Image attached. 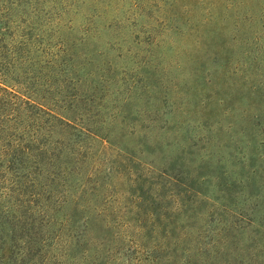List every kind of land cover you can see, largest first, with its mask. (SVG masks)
Returning a JSON list of instances; mask_svg holds the SVG:
<instances>
[{
	"label": "rangeland",
	"instance_id": "rangeland-1",
	"mask_svg": "<svg viewBox=\"0 0 264 264\" xmlns=\"http://www.w3.org/2000/svg\"><path fill=\"white\" fill-rule=\"evenodd\" d=\"M0 81V210L47 225L0 264H183L241 224L209 196L264 174V0H0Z\"/></svg>",
	"mask_w": 264,
	"mask_h": 264
},
{
	"label": "trees",
	"instance_id": "trees-1",
	"mask_svg": "<svg viewBox=\"0 0 264 264\" xmlns=\"http://www.w3.org/2000/svg\"><path fill=\"white\" fill-rule=\"evenodd\" d=\"M2 81H0V87L6 90L7 87L1 86L2 83L6 84ZM259 105L261 111L257 116V126L258 128L262 126V131H264V100H261ZM244 144L245 147H249L251 140H246ZM258 146L264 148V140ZM259 158L263 159L264 157L259 154ZM249 172L250 170L247 171V173ZM253 174L256 188L255 190L249 189L248 185H250L251 178L246 176V183L242 187L246 191V198L241 204H235L236 202H234L230 192L232 189L228 185L225 186L226 188L220 185L221 188L229 192L230 198L227 200H223L215 194L209 196V200L215 205H219L223 212L230 211L235 217L240 218L241 224L237 225L236 222H233L219 231L206 246L200 245L194 251L189 250L187 256H182L183 264H264V174L257 169L254 170ZM205 193L201 191L202 195H206ZM7 211L18 214L21 209L17 204H11L8 208L0 210V258L3 257L1 242L3 232L6 233V229L8 232H13L18 227L19 230L24 229L26 232H38L43 231L42 227L47 226L41 222L38 224L41 226L40 228L37 224L31 225L30 218L22 216L5 221L3 212ZM55 239L56 237L47 236V238H43L42 242H49V245L53 247ZM153 258V262L162 259L161 256L158 257L157 255Z\"/></svg>",
	"mask_w": 264,
	"mask_h": 264
}]
</instances>
